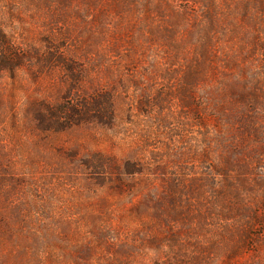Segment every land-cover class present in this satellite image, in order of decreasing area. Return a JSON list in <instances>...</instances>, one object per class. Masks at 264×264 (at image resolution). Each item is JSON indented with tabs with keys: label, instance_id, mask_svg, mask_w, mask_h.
<instances>
[{
	"label": "rangeland",
	"instance_id": "374dc122",
	"mask_svg": "<svg viewBox=\"0 0 264 264\" xmlns=\"http://www.w3.org/2000/svg\"><path fill=\"white\" fill-rule=\"evenodd\" d=\"M0 23L27 59L0 79V264H264V0H0ZM69 87L109 91L111 126L37 131Z\"/></svg>",
	"mask_w": 264,
	"mask_h": 264
},
{
	"label": "trees",
	"instance_id": "16d2710c",
	"mask_svg": "<svg viewBox=\"0 0 264 264\" xmlns=\"http://www.w3.org/2000/svg\"><path fill=\"white\" fill-rule=\"evenodd\" d=\"M44 52L47 56L46 64L50 70L59 68L69 74L76 70V59L61 45L49 46ZM25 60L27 59L24 50H19L7 34L4 25L0 23V79L14 72L20 65L22 66ZM75 82L77 79L73 78V83ZM74 91V88L69 87L61 97V103L58 102L54 106L41 103L38 109L36 107L31 109L37 131L44 133L61 131L88 124L105 128L111 126L113 100L109 91L93 90L89 95L85 93V96L75 95ZM228 92L233 94L234 91Z\"/></svg>",
	"mask_w": 264,
	"mask_h": 264
}]
</instances>
